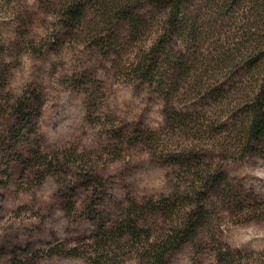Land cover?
I'll list each match as a JSON object with an SVG mask.
<instances>
[{"label": "rangeland", "instance_id": "obj_1", "mask_svg": "<svg viewBox=\"0 0 264 264\" xmlns=\"http://www.w3.org/2000/svg\"><path fill=\"white\" fill-rule=\"evenodd\" d=\"M69 1L0 0V264H145L142 247L139 253L132 248L128 232L116 238L127 230V209L137 205L138 232L157 243L173 218L155 212L152 204L173 201L176 190L184 193L189 186L193 171L217 165L245 201L242 210L216 193L211 224L199 236L203 241L182 245L163 264H264V217L245 215L248 207L264 204V151L260 147L242 160L223 159L217 151L221 144L236 147L246 103L188 92L209 67L200 66L201 58L209 60L216 46L233 48L241 35L252 39L253 26L263 22L256 17H264V1L241 0L242 8L222 18L209 0H190L185 19L195 23L200 38L195 48L203 57L186 58L188 76L168 69L159 83L136 79L131 65L157 32V9L146 0L141 5L118 0L130 2L147 20L139 37L122 23L100 19V5L115 0H82L77 26L58 17ZM252 3L258 12L251 15L246 7ZM173 46L188 55L195 50L192 42ZM240 67L221 73L222 82L252 86L257 70ZM162 84L170 97H163ZM174 111L204 116L213 127L193 132L173 124ZM183 146L196 147V162L170 159L169 152ZM94 189L97 215L114 236L107 240V260L96 257L99 217L87 212ZM72 248L77 257L65 255Z\"/></svg>", "mask_w": 264, "mask_h": 264}, {"label": "trees", "instance_id": "obj_2", "mask_svg": "<svg viewBox=\"0 0 264 264\" xmlns=\"http://www.w3.org/2000/svg\"><path fill=\"white\" fill-rule=\"evenodd\" d=\"M143 0H139L141 5ZM150 5L159 11L160 20L158 21V29L150 40L147 47L139 49L136 59L134 61L132 74L138 80L157 81L161 82L163 72L171 69L174 72L181 73V76H188L185 74L184 66L187 65L186 58L193 57L197 54L202 56V52L195 48L197 41L200 38L197 33V28L194 22L186 20V13L188 12V4L190 0H146ZM260 3L264 0H252ZM82 0H71L68 2L66 8L61 10L60 19L65 20L73 26L80 24L83 15V8L81 6ZM211 8H215L222 18L229 16L234 9L243 7L241 0H209ZM144 3V2H143ZM246 7V11L250 9V14L258 12V7ZM100 19L104 23L114 25L115 22L122 23L124 26L131 28L134 33H138L139 37L147 29V20L140 14H136L131 7V3L127 1H111L107 4L100 5L99 7ZM256 17V16H255ZM263 20L260 27H254V31L249 37H236L233 39L239 40L234 44L233 48H224L223 46H216L213 54H210L209 60L200 59V66L203 67L206 63L209 64L208 69L202 74L201 77H196L192 83L189 84V93L200 95L205 99H216L224 102L228 97L234 99H241L246 103L247 112L244 121L240 124V128L235 133L236 147L229 148L223 144L217 146V151L223 159L242 160L246 155L256 153L260 147L264 151V17H256ZM248 22V21H247ZM100 43L104 39L98 36ZM186 41L193 43L191 54L178 53L174 51L173 44L175 41ZM186 53V52H185ZM199 53V54H198ZM243 66L247 72H252L254 69L258 72V80L250 87H238L236 83L227 85L222 82L221 73L229 71L237 67ZM181 71V72H180ZM224 78V77H223ZM181 79V78H180ZM225 79V78H224ZM163 85L162 95L164 98L170 97L169 86ZM203 120V121H202ZM171 123L179 125L191 126V131L199 132L201 129L206 130L207 120L204 116L196 114H184L172 112ZM202 121V123L200 122ZM203 125L202 128L199 125ZM188 125V126H187ZM192 132V133H193ZM203 133V132H202ZM201 133V134H202ZM196 134V133H194ZM195 146H183L181 151L169 152L170 159L180 161L181 163L189 165L190 162H196L197 158L193 157ZM189 153H191L189 155ZM189 171H193L190 168ZM193 179L190 181L189 186L183 192L176 190L174 200L166 197L159 203L152 204L151 207L155 212H160L167 218L172 219V226L166 234H164L159 242H148L147 237L142 236V231L137 230V205L131 204L128 210L126 221V228L123 232L116 235L117 240H121L126 233L130 235L134 241L132 248L139 251V246L142 247L140 252V259L145 264H163L166 256L179 249L182 245L190 241L200 244L203 240L199 238L202 233L203 227L211 224V213L209 210L211 199L214 198L216 193H224V197L231 203L239 205L242 210V204L245 202L242 198L238 197L230 186L223 178V169L221 165L215 168H208L202 172H192ZM88 178V177H87ZM90 183V182H89ZM97 189L90 196V204L87 212L90 215L99 217L96 209ZM234 201V202H233ZM180 207H177L178 204ZM259 204V205H258ZM263 201L255 203L245 212L248 220L261 219L264 217ZM67 206L71 207V204ZM182 206V208H181ZM144 206L139 207V215L143 214ZM152 209V208H151ZM180 210V212H178ZM100 214V213H98ZM260 217V218H259ZM99 233L95 237L94 246L99 249L97 259L107 260L108 256V239L114 238L113 231H109L104 227V218L99 217L97 220ZM119 231V230H118ZM111 233V234H110ZM115 245L119 246L120 242ZM116 246V247H117ZM139 253V252H138ZM52 254H50L51 256ZM68 257H77L76 249H69L65 254Z\"/></svg>", "mask_w": 264, "mask_h": 264}]
</instances>
